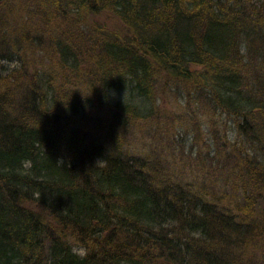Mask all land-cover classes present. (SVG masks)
I'll list each match as a JSON object with an SVG mask.
<instances>
[{"label":"trees","instance_id":"1","mask_svg":"<svg viewBox=\"0 0 264 264\" xmlns=\"http://www.w3.org/2000/svg\"><path fill=\"white\" fill-rule=\"evenodd\" d=\"M161 114L207 124L209 161L190 154L186 175L133 152ZM255 252L264 0H0V264H254Z\"/></svg>","mask_w":264,"mask_h":264},{"label":"rangeland","instance_id":"2","mask_svg":"<svg viewBox=\"0 0 264 264\" xmlns=\"http://www.w3.org/2000/svg\"><path fill=\"white\" fill-rule=\"evenodd\" d=\"M101 19L103 20V18ZM110 22L111 20H109L108 23ZM114 97L116 99L124 100L126 93L114 92L113 98ZM162 107L166 111L171 109L178 112L179 110L178 107L171 105L170 101H167V103L164 102ZM161 115L162 117L158 115L155 119L148 120V122L142 126L140 130L138 129L135 131V135L131 137L129 141L131 144L130 149L134 150L133 152L135 153H151L154 156L161 155L160 157L167 160L170 166L172 165L176 171L183 169L185 174L189 175L193 172L192 168L194 169V167L199 166V164L191 165L189 161L191 158L189 156L192 154L195 156L200 152L201 154L203 153L202 155L204 158L208 160V144L212 143V140L209 139L208 135V126L207 124L201 125L202 130L197 134V132H194L192 128H190L189 131H186V129L183 127L181 128L180 126H175L173 128L171 126V118L168 116V119H164L163 117H165V114ZM187 132L189 133L187 134ZM229 137L231 138L232 136L229 135ZM216 147L220 148L219 143H216ZM230 185L231 183L228 185L229 191H231ZM73 250L80 251L81 248L79 249L78 247H73ZM251 259L253 260L254 264H264V259L259 252L252 254Z\"/></svg>","mask_w":264,"mask_h":264}]
</instances>
